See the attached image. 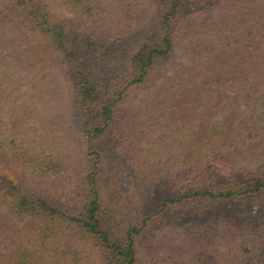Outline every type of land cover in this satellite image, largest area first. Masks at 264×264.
Wrapping results in <instances>:
<instances>
[{
  "label": "trees",
  "instance_id": "1",
  "mask_svg": "<svg viewBox=\"0 0 264 264\" xmlns=\"http://www.w3.org/2000/svg\"><path fill=\"white\" fill-rule=\"evenodd\" d=\"M148 1L0 0V264H156L160 247L143 254L137 241L169 211L183 222L175 264H264V218L229 208L264 200V0H167L132 42L129 21ZM157 79L145 137L149 150L170 151L158 172L173 192L133 223L105 200L93 145L129 140L134 151L120 104ZM67 111L84 154L66 152ZM8 155L34 174L76 168L61 189L81 211L10 179Z\"/></svg>",
  "mask_w": 264,
  "mask_h": 264
},
{
  "label": "rangeland",
  "instance_id": "2",
  "mask_svg": "<svg viewBox=\"0 0 264 264\" xmlns=\"http://www.w3.org/2000/svg\"><path fill=\"white\" fill-rule=\"evenodd\" d=\"M167 5V0H160L157 3H151L149 0L142 7L145 9V16L142 20L129 21L130 24H136V29L132 30L131 41L135 42L138 36L142 34V38H146L145 32L152 30L154 26V19L161 13V9ZM129 28L125 26V29ZM133 28V27H132ZM131 31V30H130ZM91 63H93L91 61ZM125 63L121 58L111 61H105L99 68L102 69V75L109 70L121 68ZM163 82V79H157L154 83H149L144 86H132L120 104L119 114L126 117L130 124V134L133 141L138 143L133 145L134 151L128 148L129 140H124L123 143L112 145L108 138H103L94 142L93 149H97L102 153V164L105 169L104 184L102 190L105 195V200L108 204L120 209L121 216L129 222L136 223L141 218L148 216L160 206V202L165 198L166 193L173 192L172 189H166V184L162 171V163L169 150L164 153H159L157 148L149 150V143L145 132L148 130L146 125L148 108H145L146 97L154 93L155 89ZM155 113V111H154ZM68 118L65 131L67 139L65 140L68 149L67 153H75L80 151L79 140L81 133L77 122L75 121L74 113L66 112ZM70 120V121H69ZM72 120V122H71ZM130 139V140H131ZM76 148V149H75ZM163 155L162 157L159 155ZM5 172L10 179L17 180L31 192H35L38 188L39 196H48L57 205L64 206L73 212L81 211V204L79 198L72 194L70 198L65 195V190L73 188L75 185V178L73 177V170L67 171V175L57 170L49 172V175H41L40 173H32L29 168L23 164L14 161L10 155L4 162ZM76 165V164H75ZM1 167V166H0ZM61 188H66L65 190ZM63 193V194H62ZM230 210L234 214L242 217L262 220L264 218V200H251L250 202L237 201L229 205ZM4 210L0 206V210ZM172 211L164 215L154 217L150 222L149 227L138 238V249L146 254L148 249L153 246L160 247L157 252L156 264H163L165 260L169 264H175L170 256H174L177 251L179 226L181 223L176 220L178 216ZM192 216L186 220H192ZM195 220V219H193ZM177 242V243H176ZM142 262L139 264H146V255L142 257ZM155 264V263H152Z\"/></svg>",
  "mask_w": 264,
  "mask_h": 264
}]
</instances>
